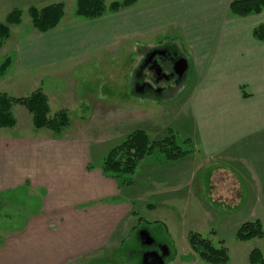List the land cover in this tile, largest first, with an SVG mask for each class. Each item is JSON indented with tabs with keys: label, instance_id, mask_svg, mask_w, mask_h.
Wrapping results in <instances>:
<instances>
[{
	"label": "crops",
	"instance_id": "0c3cea01",
	"mask_svg": "<svg viewBox=\"0 0 264 264\" xmlns=\"http://www.w3.org/2000/svg\"><path fill=\"white\" fill-rule=\"evenodd\" d=\"M233 1L143 0L75 25L79 27L73 35L83 36L82 41L96 35L106 47L129 45L163 32L167 37L186 39L192 67L185 80L187 93L166 113L169 119H152L137 130L152 140L155 134L164 133L160 137L165 138L173 130L190 139L195 152L176 162L160 157L158 163H145L143 174L135 177L132 186H120L102 170L108 148L98 152L86 132L68 133L70 126L60 135L36 130L27 109L14 106L16 126L0 128V195L24 188L35 202L21 203L22 207L9 202L14 205L11 212L19 217L8 222V233L0 237V264H85L97 257H113L142 222L140 215L146 210L164 207L174 212L177 196L173 192L188 188L185 183L196 176L188 163L181 172L176 164L196 156L203 166L216 167L210 170L206 186L213 205L203 206L200 196L192 193L185 196L186 201L190 199L189 207L194 201L202 208L198 212L219 216L233 214L226 210L228 204L246 212L256 208L255 214L259 207L264 209V171L260 170L264 167V43L253 37V29L264 23V11L237 17L230 12ZM47 34L35 30L14 42L10 37L14 60L0 76V93L23 98L42 90L50 105L42 85L47 77L65 75L59 71L65 68L60 63L67 57L65 43L60 41L71 31H61L56 45H50L53 37ZM88 53L79 55L83 58ZM87 95V102L92 103V95ZM150 97L137 99L160 102L162 107L169 101L168 97ZM53 101L60 104L58 96ZM61 111L68 110L63 106ZM16 113L25 123L20 124ZM86 121L81 118L82 123ZM222 182L229 186H221ZM132 216L139 223L130 224ZM242 224L230 227L237 232ZM210 233L217 238L214 231Z\"/></svg>",
	"mask_w": 264,
	"mask_h": 264
},
{
	"label": "rangeland",
	"instance_id": "374dc122",
	"mask_svg": "<svg viewBox=\"0 0 264 264\" xmlns=\"http://www.w3.org/2000/svg\"><path fill=\"white\" fill-rule=\"evenodd\" d=\"M77 1L0 0V23H5L7 16L12 11L21 10L22 23L18 26H10L11 37L14 42L35 31L29 14L31 7L41 9L52 4L63 3L65 16L62 22L54 30L55 32L52 31L47 34L48 37H53L50 45H56L61 36L59 35L61 31L68 29L72 34L75 25L84 21V18L81 20L80 17L76 16ZM120 1L122 0H105L107 7L105 15L112 13L109 6L113 2ZM138 1L142 2L143 0ZM71 34L66 35L65 38L62 36L60 41L65 43L67 57L66 62L60 63V66L63 67L64 65L65 68L59 71H62L65 75L63 77H47L42 86L51 100L52 117L65 106L70 120V127L66 131L68 133L86 132L87 136H90L92 147H97L98 152L104 150L105 153L106 148H108V153L112 148L120 145L130 135L129 132L136 131L152 119L161 122L169 119L166 113L177 106L180 103V97L185 96L187 93L185 80L188 73L192 71L191 66L187 75L179 84H176L174 80L163 81L157 86L158 90L161 91L155 92L148 88L145 91L143 89L138 90V86L144 80L150 81L152 78L148 70L142 69L143 59L151 49L155 47L166 48L172 52H178L179 55L184 56L186 59L188 57L190 60L191 51L187 47L185 38L174 39L167 37V33L163 32L159 37H144L140 40L131 41L129 45L114 44L106 47L102 46V39L96 37V35L87 36L82 41L83 36L73 34L71 36ZM13 42L7 41L6 46L0 50V65L6 58L14 60V51L11 48ZM82 51L89 53L81 58L82 55H79V53ZM88 93L92 95L90 97L93 101L100 99L102 102H87L86 99L88 98L86 96H88ZM17 94L14 93V96H17ZM53 96L59 97L60 104L53 101ZM139 96H151L150 99L168 97L169 101H166L162 107L160 102L157 103L147 99L138 100ZM93 105L99 107V109L93 108ZM83 117L86 118L87 123L89 122L88 124L81 122ZM17 119L20 124L25 123L24 119L20 118L18 114ZM78 126L82 127L81 130L77 129ZM163 134H155L154 137L156 138L153 139H161L160 136ZM160 157V154L155 153L143 161L137 173L133 176V181L135 177L143 174L145 163L157 162V160H161ZM196 157L176 164L178 168L176 170L184 169L185 171L188 163V167L194 169L196 176L193 181L185 183V185H189L188 188H179L173 192V195L177 196L174 212H170L164 207L158 208L159 211L155 212L146 210L145 213H142L143 210H141L142 215H140L141 219L139 220L142 222L139 223V220H134V217L138 219L139 215L130 218V224H134V221H136L139 225L130 234L129 239L118 253H115L113 257H97V259L85 264H145L144 254L146 252L151 250L161 251L164 248L167 251L164 257L166 264H207L192 251L188 241L190 233L201 234L204 238L210 239L217 247L219 242L223 241L230 255L227 264H249L248 254L254 249H259L264 254V238L254 239L243 244L236 239V232L230 227L236 222L244 224L256 220H260L264 226L263 208L259 207V211L255 214L253 211L256 208L246 212L245 208H235L234 205L228 204L226 210L232 211L233 214L219 216L198 212L202 208L200 205L197 206L193 200L194 206H188L190 199L186 201L185 196H191L192 193L200 196V202L203 206L213 205L206 186L208 185L210 170L216 169V167L203 166L200 157ZM190 160H192L191 163H189ZM260 170L264 171V167ZM223 177H226V175H223ZM223 184L224 182L220 183L221 186ZM225 184L229 186V183ZM261 184L264 185V182ZM202 189L203 191L205 189L203 193ZM27 192V189L20 188L0 195V237H4L8 233L5 231V227L10 224L8 222L19 217V213L11 212V207L16 203L21 205V203L35 202V198L30 197ZM11 200L14 205L9 203ZM155 201L157 200L155 199ZM187 207H189L188 211ZM30 208H33L32 204ZM12 224H15V222H12ZM212 231L216 233V239L210 237ZM144 232L148 233L153 240V244L143 243L141 234Z\"/></svg>",
	"mask_w": 264,
	"mask_h": 264
},
{
	"label": "trees",
	"instance_id": "16d2710c",
	"mask_svg": "<svg viewBox=\"0 0 264 264\" xmlns=\"http://www.w3.org/2000/svg\"><path fill=\"white\" fill-rule=\"evenodd\" d=\"M138 0H122L113 2L109 6L112 13H118L130 8ZM107 11L105 0H78L76 16L86 20L102 18ZM264 11V0H235L230 4V12L237 17H248L261 14ZM29 14L35 30L41 34L54 31L65 16L63 3L52 4L41 9L31 7ZM22 23L21 10L12 11L5 23H0V49L10 39V26ZM255 40L264 43V23L253 29ZM11 58H6L0 65V76H3L11 65ZM22 106L33 117V126L36 130L47 129L55 135H60L70 126L66 111H61L51 116V109L47 96L42 90H37L28 97L15 98L0 93V128L12 129L17 121L13 115L14 106ZM195 152L194 144L190 139L179 136L175 131L168 130L167 136L162 139L152 140L143 130H136L118 146L112 148L103 160V173L114 179L120 186H132L133 176L141 162L151 155L158 153L169 162L184 159ZM264 238V226L260 220L242 224L236 232V239L245 243L254 239ZM192 251L207 264H227L230 260L228 249L223 241L219 246L201 234L190 233L188 237ZM249 264H264V254L259 249H254L249 254Z\"/></svg>",
	"mask_w": 264,
	"mask_h": 264
},
{
	"label": "flooded vegetation",
	"instance_id": "af4514ba",
	"mask_svg": "<svg viewBox=\"0 0 264 264\" xmlns=\"http://www.w3.org/2000/svg\"><path fill=\"white\" fill-rule=\"evenodd\" d=\"M180 58H185L178 54V52H172L169 49H164L161 47H155L149 51L148 54L145 55L142 62V69L148 70L151 73L152 78L149 80H144L141 85L138 86V90L143 89L145 91L146 88L152 91H161L158 90L157 86L163 81H171L174 80L176 84H179L185 78H179L175 64ZM143 243L146 242L143 240ZM167 251L164 248L161 251H148L144 255L145 264H162L165 262V255Z\"/></svg>",
	"mask_w": 264,
	"mask_h": 264
},
{
	"label": "water",
	"instance_id": "95a60500",
	"mask_svg": "<svg viewBox=\"0 0 264 264\" xmlns=\"http://www.w3.org/2000/svg\"><path fill=\"white\" fill-rule=\"evenodd\" d=\"M175 69L179 78H182L187 75V72L189 70L188 60L186 58H180L175 64ZM141 235V238L146 242V244H153V240L148 235V233L144 232ZM162 264H164V262Z\"/></svg>",
	"mask_w": 264,
	"mask_h": 264
}]
</instances>
